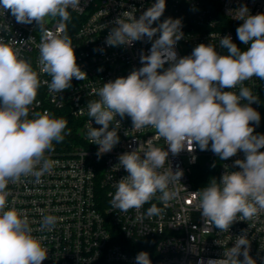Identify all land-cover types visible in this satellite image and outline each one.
<instances>
[{
    "label": "clouds",
    "instance_id": "1",
    "mask_svg": "<svg viewBox=\"0 0 264 264\" xmlns=\"http://www.w3.org/2000/svg\"><path fill=\"white\" fill-rule=\"evenodd\" d=\"M70 9L82 11L81 0H0V15L10 10L17 23L35 22L41 33L39 71L22 56L15 40L0 38V264H42L49 251L44 245L47 236H36L34 231L50 233L62 220L41 211L39 228L33 229L28 215L9 205L8 186L22 178L43 183L42 177L55 165L50 158L54 142L62 143L71 135L65 118L33 110L42 84L59 94L71 88L73 78H87L77 64L68 32ZM165 10L166 0H155L139 18L133 10L114 20L105 40L108 46H132L146 37L151 48L149 54L141 52L140 68L92 89L98 98L89 100L87 115L101 127L89 122L86 136L99 146V158L120 142L121 120L129 117L133 131L154 129L155 138L167 145V150L157 147L150 138L118 157L115 169L123 168L128 175L114 184L110 205L122 213L134 209L138 219L164 213V208L151 203L141 214L145 204L158 200L167 207L179 198L177 185L183 172L173 171L169 153L177 155L185 147L191 152L198 146L227 160L243 152L244 159L234 162L239 171L226 170L219 182L213 178L195 193L196 209L205 225L225 233L235 221L254 222L264 213V151H260L264 134H255L261 116L252 104L258 96L245 86L253 78L264 80V13L252 15L243 5L232 14L242 21L236 32L246 50L226 35L219 37V47L226 54L212 43H201L190 55L178 57L175 46L184 36L182 20L169 17L160 22ZM49 21L54 22L52 30L46 27ZM41 74L50 81H41ZM135 264H152L149 254L138 253ZM207 264H256L246 232L235 238L234 246L225 248L222 258L209 259Z\"/></svg>",
    "mask_w": 264,
    "mask_h": 264
},
{
    "label": "built area",
    "instance_id": "2",
    "mask_svg": "<svg viewBox=\"0 0 264 264\" xmlns=\"http://www.w3.org/2000/svg\"><path fill=\"white\" fill-rule=\"evenodd\" d=\"M154 2L81 0L82 11L69 10L72 19L68 32L73 40L77 64L87 78H73L71 88L59 94L50 93L47 85L42 84L33 110H47L58 118H65L71 135L65 136L62 143L54 142L55 150L50 158L55 165L50 174L42 177L43 183L35 184L32 178H22L21 182L8 186L11 192L9 205L24 211L33 229L39 228L41 211L62 217L54 231H34L36 236H47L44 245L49 251L42 264H135V257L141 251L149 254L152 264H207L209 259L222 258L225 248L234 246L235 238L245 232L250 241V255L256 264H264V213L254 222L237 220L228 232L221 233L214 226H206L196 209L195 193L209 184H198L196 171L201 165L214 166L215 179L219 182L226 170H240L234 162L244 159L243 152L227 160H221L210 149L201 151L198 146L191 152L185 147L177 155L169 153L168 161L173 171L179 169L183 172L177 185L179 198L167 207L153 200L140 210L144 214L151 203H156L164 208L160 217L138 219L134 209L122 213L110 205L109 193L114 194V184L128 175L123 168L115 169L119 155L136 149L150 138L157 147L167 150V145L162 139L155 138L154 129L133 131L131 119L125 117L118 130L120 142L98 158L99 146L87 139L86 125L89 122L94 128L101 125L90 121L86 106L90 99L98 98L92 93L93 88L101 87L109 80L126 77L134 68L142 66L141 52L149 54L151 48L146 37L132 46H108L105 40L115 26L114 20L123 12L134 10V15L139 18ZM243 5L252 15L264 13V0H166V10L160 22L169 17L182 20L184 36L175 46L178 57L190 55L201 43H212L220 54H226L227 50L219 47V37L226 35L241 50H246L247 46L239 41L236 32L242 21L232 15ZM0 26H5L0 28V38L6 42L15 40L16 46L21 47L22 56L39 71L37 59L41 33L38 25L35 22L17 23L7 10L0 15ZM46 27L54 29V22L49 21ZM40 79L50 81L46 74H41ZM245 86L258 96V101L252 104L261 116L259 125L255 126V134H264V80L253 78L246 81ZM82 108L84 113L80 114ZM206 227L210 231L205 230Z\"/></svg>",
    "mask_w": 264,
    "mask_h": 264
},
{
    "label": "trees",
    "instance_id": "3",
    "mask_svg": "<svg viewBox=\"0 0 264 264\" xmlns=\"http://www.w3.org/2000/svg\"><path fill=\"white\" fill-rule=\"evenodd\" d=\"M196 182L200 185L209 183L211 179L215 178V169L214 166H205L201 167L196 171Z\"/></svg>",
    "mask_w": 264,
    "mask_h": 264
}]
</instances>
